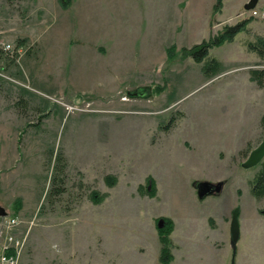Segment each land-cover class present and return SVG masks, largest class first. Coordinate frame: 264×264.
Segmentation results:
<instances>
[{
    "label": "rangeland",
    "instance_id": "374dc122",
    "mask_svg": "<svg viewBox=\"0 0 264 264\" xmlns=\"http://www.w3.org/2000/svg\"><path fill=\"white\" fill-rule=\"evenodd\" d=\"M70 1L0 0V243L25 237L17 264H264V198L250 193L259 165L242 167L264 137V88L248 73L264 60L245 46L264 40V19L244 10L249 0H221L216 11L214 0L209 25L200 17L194 30L176 31L179 10L207 0H167L163 30L144 32L149 56L143 35L132 38L139 31L96 46L95 31L68 22ZM150 2L159 22L162 0ZM241 21L208 50L221 62L212 78L204 62L180 57ZM58 152L65 191L46 204ZM198 181L223 185L199 200Z\"/></svg>",
    "mask_w": 264,
    "mask_h": 264
},
{
    "label": "crops",
    "instance_id": "0c3cea01",
    "mask_svg": "<svg viewBox=\"0 0 264 264\" xmlns=\"http://www.w3.org/2000/svg\"><path fill=\"white\" fill-rule=\"evenodd\" d=\"M69 1L70 4V0ZM73 2V0H72ZM168 2L162 0L161 4L164 6L162 11L160 12L159 22H157L156 17V11L153 9L157 5H152L150 0L146 2L148 6H150L148 11L144 13L143 11L139 10L141 7H135L130 5V0H92L90 3V0H75L74 6L71 10L67 12V16H69L68 22L72 24V26H79L80 23L84 24L85 31L87 32H93L96 33V46H103L104 42H110L113 40L114 35L123 30H133L135 32H138V34H133L132 38L137 39L140 38L141 34L142 37V47L147 46L149 47L147 49V52H144L146 54H150L153 51V47L151 44H149V40L146 36H144V32L146 31L153 34V31H155L156 24L163 30L162 24L163 22H168L169 19V10L166 9V6L168 7ZM67 3V2H66ZM214 0H207L204 2V7L199 8L198 5H195V7L190 8L189 4L187 3V6L185 9L189 10V12L185 13L183 10H179L178 12V18L177 20H181V22H175L178 23V26L176 27L177 30L185 31L187 29L194 30L195 27L199 24V18L201 17V24L209 25V17L212 12V6H213ZM138 6V5H137ZM146 10V9H145ZM71 11V13H70ZM74 14L72 17L71 15ZM174 15L175 13L172 12ZM184 14V15H183ZM183 15V16H182ZM172 16V15H171ZM182 16V17H181ZM174 17V16H173ZM173 22V21H172ZM168 24V23H167ZM171 26H168V29H170ZM166 30V27H165ZM107 33H109L107 35ZM107 36V37H106ZM106 37V38H105ZM127 41L129 42L127 45L129 46L130 40L129 36L127 37ZM149 42V43H148ZM137 40H133V44H136ZM141 44V43H140ZM187 45H184V47ZM167 50V48L165 49ZM144 58V57H143ZM164 58L167 59V52L164 55ZM146 59V58H145ZM145 61L144 66H139V68H145L150 62V59L147 57L148 62ZM220 62V61H219ZM221 63V62H220ZM128 67V66H127ZM135 69L136 67L133 66ZM101 69V68H100ZM121 79V78H119ZM122 80V79H121Z\"/></svg>",
    "mask_w": 264,
    "mask_h": 264
},
{
    "label": "trees",
    "instance_id": "16d2710c",
    "mask_svg": "<svg viewBox=\"0 0 264 264\" xmlns=\"http://www.w3.org/2000/svg\"><path fill=\"white\" fill-rule=\"evenodd\" d=\"M7 2H13L15 0H6ZM221 5V0H215L214 10L216 11L218 7ZM246 21H241L235 25H226L220 32L208 39L202 40L200 43L193 45L190 48H183L180 52L181 58H192L195 62L201 63L204 62L202 71L207 78H212L215 76L220 67L221 63L219 60L210 57L208 55V50L211 47L219 46L223 42L231 40L235 36L237 32L243 30ZM245 46L247 47L249 52L255 53L260 60H264V40L260 41H246ZM168 58H172L174 56L173 48H169L167 50ZM258 66V65H257ZM249 77L255 83V85L259 88H264V67L260 68H251L249 69ZM158 89L159 87H155ZM146 88L140 90L141 93ZM150 89V88H149ZM153 89V88H152ZM146 91V90H145ZM143 94V93H142ZM260 125L264 129V114L261 116ZM259 170L251 182L250 193L252 197L256 200H260L264 198V158L258 164ZM64 157L61 152L56 153L53 156V164L51 166V176H50V184L46 193V204H50L54 197L64 193ZM152 183V182H151ZM151 183L149 185L151 189ZM149 189V190H150ZM170 222H167V226L165 227V231L159 230V241L161 243V255L169 256V239L167 234L169 233Z\"/></svg>",
    "mask_w": 264,
    "mask_h": 264
},
{
    "label": "water",
    "instance_id": "95a60500",
    "mask_svg": "<svg viewBox=\"0 0 264 264\" xmlns=\"http://www.w3.org/2000/svg\"><path fill=\"white\" fill-rule=\"evenodd\" d=\"M258 0H249L244 6V10H251L255 7ZM264 158V137L259 145L250 151L245 161L242 163V167L245 169L257 166ZM223 182L211 183L208 181H198L194 183V189L196 191L197 198L199 200L204 199L209 195L219 194L222 188ZM7 217L6 210L0 205V218ZM238 209H234L230 220V237L231 244L234 248L235 243L239 237L238 230ZM160 223V222H159Z\"/></svg>",
    "mask_w": 264,
    "mask_h": 264
},
{
    "label": "built area",
    "instance_id": "2783aa9c",
    "mask_svg": "<svg viewBox=\"0 0 264 264\" xmlns=\"http://www.w3.org/2000/svg\"><path fill=\"white\" fill-rule=\"evenodd\" d=\"M250 17L264 19V4L255 5L250 11ZM9 48V46H5ZM7 218V217H6ZM9 225H14L15 221L9 219ZM25 243V237H16L12 234L4 238L0 243V264H17L18 256Z\"/></svg>",
    "mask_w": 264,
    "mask_h": 264
}]
</instances>
